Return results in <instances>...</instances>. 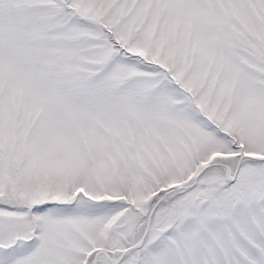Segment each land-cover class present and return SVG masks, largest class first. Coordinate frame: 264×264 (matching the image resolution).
<instances>
[{"label":"snow or ice","instance_id":"snow-or-ice-1","mask_svg":"<svg viewBox=\"0 0 264 264\" xmlns=\"http://www.w3.org/2000/svg\"><path fill=\"white\" fill-rule=\"evenodd\" d=\"M0 264H264V0H0Z\"/></svg>","mask_w":264,"mask_h":264}]
</instances>
